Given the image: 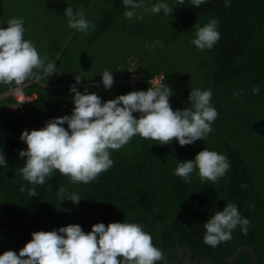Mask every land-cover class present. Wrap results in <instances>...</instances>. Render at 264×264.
Returning a JSON list of instances; mask_svg holds the SVG:
<instances>
[{
	"label": "trees",
	"instance_id": "1",
	"mask_svg": "<svg viewBox=\"0 0 264 264\" xmlns=\"http://www.w3.org/2000/svg\"><path fill=\"white\" fill-rule=\"evenodd\" d=\"M32 1L45 5L47 19L31 36L36 49L41 57L54 61L56 69L69 74V81H53L55 74L47 77L42 70H34L40 73L39 78L27 79L30 84L23 92L37 97L22 104V112L8 110L15 101L5 96L9 85L0 84V149L6 162L0 166V254L18 252L36 231L77 224L87 233L96 223L107 226L125 221L140 223L151 235L152 243L163 253L157 264H188L189 255L190 264H229L234 251L243 245L254 251L258 264H264V0H231L227 7L224 0H208L199 7L188 6L190 0L183 4L167 0L174 8L172 15L145 11L158 2L145 0L139 13L143 18L150 16L149 27L140 25V19L124 16L127 8L123 0H110V6L96 16H92L96 3L90 5L91 0ZM11 2L22 8L31 0H22V5L19 0ZM67 6L95 25L76 47L77 62L71 57V44L79 31L70 28L63 16ZM1 13L4 19L11 16ZM212 18L219 21L220 39L212 49L198 50L191 44L196 31L193 25L203 26ZM122 23L141 39L140 48L133 53L119 40ZM157 40L163 42L162 47H146ZM89 55L91 62L83 61ZM132 63L133 73L129 71ZM105 69L114 72V83L107 91L100 84ZM132 75L135 84L130 82ZM158 76L160 83L173 90L169 103L174 110L188 106L190 89H211V103L218 116L203 141L179 146L173 138L161 145L133 136L119 150H110L114 164L93 181L74 183L54 170L45 184L35 186L36 195H29L32 185L19 169L23 158L17 154L25 147L19 135L23 130L42 128L51 118L70 115L69 87L75 84L74 79L81 80L76 85L78 91L87 88L103 102L147 90L153 86L149 80ZM257 86L260 92L253 94ZM203 148L228 157L230 167L223 177L212 182L193 172L186 183L174 175L177 161L192 160ZM61 187L63 197L57 195ZM73 193L82 199L75 206L66 201ZM229 202L249 220L247 232L238 227L231 240L214 248L206 245L203 223ZM234 264H251L248 251L242 250Z\"/></svg>",
	"mask_w": 264,
	"mask_h": 264
},
{
	"label": "clouds",
	"instance_id": "2",
	"mask_svg": "<svg viewBox=\"0 0 264 264\" xmlns=\"http://www.w3.org/2000/svg\"><path fill=\"white\" fill-rule=\"evenodd\" d=\"M207 2L190 0L188 6L199 7ZM144 3L145 0H123L127 8L124 16L129 20L142 19L136 10ZM179 3L183 4L184 0ZM224 3L227 7L231 0H224ZM144 10L172 15L174 8L167 0H158ZM63 16L70 28L81 33L86 34L95 27L82 12H74L71 6L64 9ZM218 23L215 18L203 26L195 23L191 44L198 50L212 49L220 39ZM24 32L22 17L10 18L7 27L0 28V84L21 85L25 80L30 84L27 79L39 78L40 73L34 71L38 69L47 77L56 74L54 61L41 57L34 44L24 38ZM154 46L162 47L163 42L157 40L153 45H146ZM113 73L105 69L100 76L105 91L114 83ZM74 80L75 84L69 87L73 105L70 115L51 118L42 128L23 130L19 135L25 145L17 154L18 158H23L19 169L22 178L32 185L28 189L31 196L36 195L35 186L45 184L54 170L74 183L93 181L114 164L110 150H119L133 136L158 141L161 145L169 144L173 138L179 146L203 141L212 132V122L218 116L211 103V89H190L188 106L174 110L169 103L173 90L165 83L157 81L147 90L131 91L102 102L101 97L89 93L87 88L78 91L76 85L81 80ZM252 92L258 94L260 88L254 87ZM0 166H6L2 149ZM229 167L226 155L203 148L192 160L177 161L174 175L187 183L196 172L202 180L215 182ZM64 192L61 187L57 195L63 197ZM66 201L75 206L82 199L73 193ZM248 224L249 220L241 215L239 207L229 202L203 223V242L214 248L231 240L238 227L246 233ZM30 237L18 252L8 250L0 254V264H157L163 256L152 243L151 235L138 222H112L107 226L96 223L87 233L80 225L70 224L52 231H36Z\"/></svg>",
	"mask_w": 264,
	"mask_h": 264
},
{
	"label": "rangeland",
	"instance_id": "3",
	"mask_svg": "<svg viewBox=\"0 0 264 264\" xmlns=\"http://www.w3.org/2000/svg\"><path fill=\"white\" fill-rule=\"evenodd\" d=\"M19 3H21V5H22V0H19ZM94 3H96V5L93 8L94 9V12L92 13V16L93 15H95V16L96 15H100V12H101L102 9L108 8L110 6L111 1L110 0H91V4L90 5H92ZM142 8L136 10L138 16H141V14L139 12H140V10ZM20 9L21 8H16L15 6H13L11 0H0V12L1 11L2 12H8L11 15L10 17L16 16V17H22L24 19L27 16L26 14H23V13L22 14H18L17 13V12H20ZM0 17L2 19V22H1V26H2L3 24H5L4 22H7V19L9 18V16H8L7 19H4L3 15L1 13L0 14ZM133 18H132V20H133ZM27 19H29L30 21L29 22H26V25H24L25 26V32H24V34H29V36H30L29 38L34 42L33 38L31 37V36H33V35H31V33H33L32 32L33 26H35L36 24H42L43 21H45L47 19H46V16H44L42 14V12H40V13L38 12L34 17H32L31 15H28L27 16ZM58 21H59L58 19L52 18V22H57L58 23ZM149 21H150V16H148L146 14L145 18L140 19V25L146 24L145 26H148L149 27L150 26V24H149L150 22ZM121 25H122V30L120 31V34L118 35L120 37L119 40H120L122 46L125 45V47H128L132 51V53H133V52L136 51V49H138V47L140 48L141 39L139 40L138 33L134 29L132 30L131 28H128V26L125 25V24H123V23ZM133 27H134V25H133ZM26 30H28V33H27ZM84 38H85V33L79 32L77 34L76 40H74V42L71 44V50L73 52V54H72L71 57H73V60L75 62H77L76 60H79V58H80L79 55H78V51H77V48L76 47H78L79 44L82 43L80 40H84ZM111 41L112 40L107 41V44L108 43L110 44ZM122 46H118V49L119 50L122 49ZM89 57H90V55L87 56L85 59L83 58V61H85V62L86 61L87 62H91L90 59H89ZM85 62H83V63L85 64ZM61 65H62V63L60 64L59 67H61ZM58 69L59 68H57L56 71ZM129 71L131 73H133L135 71V68L133 66V63L131 64V67H130ZM55 76L57 78L54 77L53 78L54 79L53 81H57V82L69 81V74H67L63 70H61V71L58 70L56 72ZM134 79H135L134 78V75H132V79L130 81L131 84H135L137 82ZM157 79L159 80V79H161V77L158 76ZM139 80L140 79H138V81ZM8 110H9V108H8Z\"/></svg>",
	"mask_w": 264,
	"mask_h": 264
},
{
	"label": "built area",
	"instance_id": "4",
	"mask_svg": "<svg viewBox=\"0 0 264 264\" xmlns=\"http://www.w3.org/2000/svg\"><path fill=\"white\" fill-rule=\"evenodd\" d=\"M25 81L21 85H15V84L9 85L8 91L5 94V96H11L15 101L13 105L9 106V111L19 110L20 112H22V108L20 106L24 103H29L36 98L35 94H25L23 92V89L27 85ZM157 81L160 82L161 79L158 80L157 77H155L154 79L149 80V82L153 86H154V83ZM16 89H19V90H16Z\"/></svg>",
	"mask_w": 264,
	"mask_h": 264
},
{
	"label": "crops",
	"instance_id": "5",
	"mask_svg": "<svg viewBox=\"0 0 264 264\" xmlns=\"http://www.w3.org/2000/svg\"><path fill=\"white\" fill-rule=\"evenodd\" d=\"M16 8H19V7H16ZM52 8H55V9H57L58 8V6H53L52 5ZM44 9H45V5L44 4H42V2H37V1H32L31 0V2L29 3V4H27L26 6H22V8L20 9V12H17L18 14H26L27 16L28 15H31L32 17H34L38 12L40 13V12H42V14H43V11H44ZM27 16L23 19L24 20V25H26V22H29L30 20L29 19H27ZM13 17H16V16H12V17H10V18H13ZM9 18V19H10ZM8 19V20H9ZM7 20V21H8ZM5 24H3L2 26H1V22H0V28H6L7 27V22H4ZM39 26H41V24H36L35 26H33V28H32V32L33 33H31V35H33V36H35V31L36 30H38V28H39ZM25 27V26H24ZM75 30V29H74ZM27 31V33H28V30H26ZM73 32V31H72ZM71 36V35H70ZM70 36H69V38H70ZM30 36H29V34H24V38L25 39H30L29 38ZM31 41V40H30ZM34 44V46L35 47H37V44L34 42L33 43ZM35 82L36 81H38V79H35L34 80ZM29 84H27L26 86H28ZM25 86V87H26Z\"/></svg>",
	"mask_w": 264,
	"mask_h": 264
},
{
	"label": "water",
	"instance_id": "6",
	"mask_svg": "<svg viewBox=\"0 0 264 264\" xmlns=\"http://www.w3.org/2000/svg\"><path fill=\"white\" fill-rule=\"evenodd\" d=\"M242 250H246L248 251L249 255H250V261H251V264H258L257 263V259H256V255L254 253V251L249 247V246H246V245H243V246H239L235 251L234 253L232 254L231 258H230V261H229V264H234L238 254L242 251ZM188 252V250H185ZM184 252L181 253V257L183 256ZM180 257V258H181ZM188 264H190V255H189V259L187 261ZM201 264H213L212 262H209V261H204L202 262Z\"/></svg>",
	"mask_w": 264,
	"mask_h": 264
}]
</instances>
